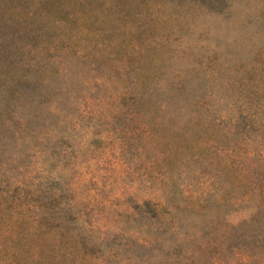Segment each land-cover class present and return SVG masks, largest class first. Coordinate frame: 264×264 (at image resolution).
Wrapping results in <instances>:
<instances>
[{"label": "rangeland", "instance_id": "374dc122", "mask_svg": "<svg viewBox=\"0 0 264 264\" xmlns=\"http://www.w3.org/2000/svg\"><path fill=\"white\" fill-rule=\"evenodd\" d=\"M0 264H264V0H0Z\"/></svg>", "mask_w": 264, "mask_h": 264}]
</instances>
